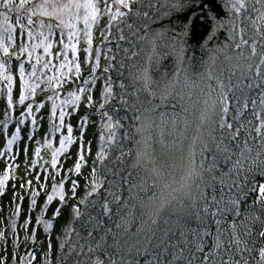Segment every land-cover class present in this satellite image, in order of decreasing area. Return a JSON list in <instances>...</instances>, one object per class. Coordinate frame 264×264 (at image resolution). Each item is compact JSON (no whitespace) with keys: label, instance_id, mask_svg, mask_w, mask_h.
<instances>
[{"label":"snow or ice","instance_id":"6c2138e0","mask_svg":"<svg viewBox=\"0 0 264 264\" xmlns=\"http://www.w3.org/2000/svg\"><path fill=\"white\" fill-rule=\"evenodd\" d=\"M187 6V0H0V99L6 97L0 134L6 135L14 120V131L0 151V158L13 161L0 174V197L10 180L23 179L20 191L11 185L14 208L7 227L0 219V248L7 253L11 243V264H36L45 244L41 264H264V0H224L228 18L216 21L209 39L224 31L226 40L196 65L185 63L180 34L169 37L162 23ZM113 43L115 48L107 47ZM117 54H122L118 64ZM169 54L174 70L159 72ZM129 67L137 68L135 74L129 71L133 85L140 84L131 95L140 102L138 94L145 92L149 104L157 100L153 113L161 107L170 111L159 114V123L153 117L136 128L141 138L132 167L138 171L125 173L106 164L105 146L115 142L120 126L112 115L116 109L109 107L116 99L110 73L116 70L123 77ZM101 81L97 111L106 120L101 147L85 179V195L72 204L68 225L55 236L53 255L62 209L76 200L80 187L71 174L82 175L90 155L82 142L89 116L79 123V137L66 117L76 114L82 102L95 107L94 91ZM14 83L19 89L15 100ZM68 84L75 87L62 98ZM119 88L125 89V83ZM46 102L50 115L41 142L35 135ZM120 102L127 104L123 95ZM13 111L19 112L15 118ZM26 124L21 178L16 175L20 165L14 163L20 149L13 154V145ZM64 129L66 135L54 147L52 137ZM154 129L171 163L148 167ZM32 141L37 146L29 161L27 142ZM73 145L78 148L74 167L61 176L60 158H67ZM42 150L50 151V159ZM33 172L34 178H28ZM26 198L27 215L18 223ZM54 202L58 206L48 217ZM38 230L43 233L39 242ZM29 244L35 247L29 250ZM0 264H9V257L0 255Z\"/></svg>","mask_w":264,"mask_h":264},{"label":"rangeland","instance_id":"374dc122","mask_svg":"<svg viewBox=\"0 0 264 264\" xmlns=\"http://www.w3.org/2000/svg\"><path fill=\"white\" fill-rule=\"evenodd\" d=\"M192 0H187V4L189 5V2ZM195 1L197 0H193ZM220 1V0H219ZM223 1V0H221ZM190 7V6H189ZM191 8V7H190ZM227 10V9H226ZM176 13V12H173ZM172 13V14H173ZM164 27H166L169 31L173 28L172 26L175 25H168V21H162ZM171 26V27H170ZM154 28H159L160 25L156 24L153 25ZM181 28V34L179 36V39L183 43V47L185 51L187 50L186 43H185V34L187 33V30L183 27ZM168 31V36L169 35ZM207 34L204 35V38ZM97 39L95 40V45L100 46V39H99V34L96 33ZM222 39V38H221ZM226 40V38H225ZM222 44L224 43L223 40H221ZM221 42H217L215 44V48L221 45ZM123 43V42H121ZM219 43V44H218ZM107 47H113L115 48V43L107 45ZM106 50V48H105ZM212 50V49H211ZM169 51V50H165ZM37 54H42V50H38ZM122 54H117L118 59L115 62L116 64L119 63V59ZM170 55V54H169ZM168 55V56H169ZM143 61V56L139 60H136L135 63L137 65H140ZM126 64H131V62L125 61ZM173 63V62H172ZM172 63L169 65V68H163L159 72H164L168 71L171 73V67ZM13 72L15 73L16 71V64H12ZM129 71H131L133 74L136 73L137 68H125L123 69V77H118L117 71L113 70L110 74L113 76L114 79V94L116 95V99L113 101H110L109 107H114L116 111L112 112V115L114 116V119H118L120 121V126L115 129L116 131V138L115 142L112 144L106 145V151H107V159H106V164L108 166L113 167L116 171H124L125 173L128 172V167L125 169L122 168L123 162L122 160H125V162H129L128 166L132 167L135 164V152H136V141L141 138L140 134L136 132V128L140 127L141 122L144 123H150L152 119V112L151 109L157 104L155 103L156 101L153 100L151 104H149L147 101L149 97L147 96V93L145 92H140L139 95V101L143 102L140 103L137 101V98L135 95H131V93L136 89L140 87L139 83H136L133 85L132 80L129 77ZM99 73V70H98ZM101 76L103 75L102 73H99ZM84 75H87V72L84 73ZM154 79H159V73L156 71H153L152 73ZM123 82L126 85L125 89H120L119 84ZM163 86V83H161V87ZM75 87V84H68L66 85L64 91L62 92V98L64 95H66V92L68 90H72ZM101 87H102V81L100 84L97 85L95 91H94V104L95 107H88L85 103H81L80 107L77 109L76 114L66 117V123H71L73 128H74V133L73 135L76 137L80 136V131H79V123L82 120L84 116H89L90 118V123L85 125V131L83 135V143L85 144L86 147L90 148V155L87 157L88 159V164L82 169V175L76 176L75 174H71L72 179H77L80 182V187L77 190V197L76 200H69V203L67 207L62 209V215L59 218V223L57 224L54 232V237H53V244H54V249L53 252L55 251V236H58L61 234V230L68 225L70 219H71V207L72 204L76 203L78 199L83 197L86 192L85 188V179L88 177L91 167H92V162L96 159V154L99 151L101 147V141L99 139V136L102 133V125L106 123V120H102L97 109L99 108V103L102 102V95H101ZM18 84L14 83V90H13V96L14 100L18 99ZM128 93V94H124ZM123 95L124 100L127 101V104L122 105L120 102V96ZM38 101L42 99V97L38 96L36 98ZM6 106V97L3 99H0V119H3V114H4V109ZM146 109L148 111H146ZM13 117L15 118L16 116L19 115L18 111H13L12 113ZM50 115V102H46V107L41 111V113L38 114L39 116L45 117V119L42 121V127L39 129V131L35 135V139L41 140L43 142V137L44 134L48 130V116ZM140 116V120H136L135 117ZM58 123V121H57ZM195 126V125H194ZM30 128V124H26L22 128L21 132V140L18 141L16 145H13V154L16 153L17 149H20V154L18 158L14 161L15 164H19L20 168L17 170L16 175L23 178L25 175V154L23 152V148L25 147L26 143V137L28 134ZM14 131V120L13 123L9 125L8 128V133L6 135L0 134V151H3L5 146H6V141L8 138H10L11 133ZM167 131V129H166ZM63 134L66 135V129L62 130V133H58L55 137H52L53 139V146L58 147V140L59 136ZM147 135V134H145ZM155 136V135H154ZM157 136V135H156ZM156 136L154 138H156ZM28 143V152H27V159L30 161L33 158L34 155V149L37 146L34 141L32 142H27ZM155 149H153L154 152ZM77 145H73L70 149V152L67 156L61 157L60 158V163L63 165V169L61 171V176L65 175L68 169H71L74 167L75 160L77 159ZM121 152L125 153L126 155L123 156L122 160L117 161V157L121 156ZM42 155L44 156L45 159H50V151H45L42 150ZM170 155H162V153H159V156L157 159L152 158V162L145 161L148 167H153L154 165L156 167H159L164 161H168L171 163L170 160ZM6 162L12 163L13 161L8 160L7 157L5 158H0V174H3V171L5 170L6 167ZM124 162V163H125ZM154 162V163H153ZM177 163H179V160H177ZM133 168V167H132ZM35 172H33L32 176L28 177L30 179L34 178ZM59 179V178H58ZM23 182V179L17 180V181H9L8 187L6 189V195L3 197H0V219L4 220V227H7L8 224V218L10 216V213L12 212L14 208V203L12 200L13 196V188H12V183H16L17 188L16 191H20L19 189V184ZM41 182H43V176H41ZM33 183L35 184V180L33 179ZM49 188L51 185V181L48 182ZM66 190L70 188V182L65 185ZM21 195H26L21 191ZM71 194L69 193V196ZM44 200V196L42 195L37 204V211H39L42 201ZM19 202V201H17ZM28 199L26 198L23 203H22V213L19 218L18 223H22L23 220L26 218L27 215V208H28ZM58 206L57 202H54L53 205L51 206L47 216L50 217L52 213V209ZM35 223V213H33V225ZM32 225H30L29 232L31 231ZM19 234L21 237H23L24 232L22 229H18ZM40 239H43V233L42 230H38L37 232V242H39ZM31 248L35 247V245L29 244ZM28 247L30 250L31 248ZM8 252L5 253L2 248H0V255H7L9 257V264H11V243L7 245ZM23 248V251H22ZM47 244H45V248L41 249L39 252V258H43V252L46 250ZM25 246L22 244L20 251H22L21 254L24 253Z\"/></svg>","mask_w":264,"mask_h":264},{"label":"trees","instance_id":"16d2710c","mask_svg":"<svg viewBox=\"0 0 264 264\" xmlns=\"http://www.w3.org/2000/svg\"><path fill=\"white\" fill-rule=\"evenodd\" d=\"M194 1L192 0L191 2H189V5L183 10V11H180V12H176V13H173L172 15H171V17L168 19V20H165V21H168L169 23H168V25H175V26H170L171 28H173V29H171L170 31H169V35L170 36H172L174 33H179V34H181V31H180V29L181 28H177V26H179V27H181L180 26V24H184V23H186V21H187V12L188 11H190L191 9H195V6H196V8L197 9H200V4L203 2V0H197V1H195V3H193ZM220 2L222 3V5H224V0L223 1H221L220 0ZM191 8H190V7ZM200 11H202L201 9H200ZM205 10H203L202 12H204ZM186 13V14H185ZM205 13V12H204ZM212 13V12H211ZM204 15V14H203ZM173 17H176L174 20L175 21H171L172 20V18ZM206 17V16H205ZM218 19L217 20H224V19H227L228 18V13H227V10H226V16L225 17H222L221 19L219 18V17H217ZM199 21H205V18L204 19H198ZM178 23H179V25H178ZM191 30L190 29H188V28H185L186 30H187V33L185 34V43H186V48H187V44H188V42H187V38L189 39V41H190V44L192 43V44H200L202 41H203V39L204 38H202V37H200V31H199V27H198V25L197 24H195V25H193V23L191 24ZM197 28V30L195 31L194 30V28ZM191 31V32H190ZM219 32H221V31H219ZM186 35H188L189 37H187L186 38ZM221 36L223 37V39H221V40H223V42H225V39L224 38H226V36H227V34L225 33V34H222L221 33ZM221 41H219V43H220ZM218 43V44H219ZM183 44V43H182ZM221 44H222V42H221ZM100 45H101V42H100ZM213 48H215V46L213 47ZM199 50H200V47H199ZM201 51V50H200ZM212 54V52H211V50H210V54H209V56ZM120 55V54H119ZM209 56H204L203 54H202V56L197 52V49H196V51H195V53H194V56H189V57H184L185 58V63L186 64H188V63H191V64H193V65H196V64H198V63H200L202 60L203 61H207L208 60V57ZM168 58V60H170V63L172 62V58H173V56L172 55H170L169 57H167ZM187 58V59H186ZM170 65V64H169ZM160 66H162L163 68H166L167 67V64H166V60H164L163 62H162V64L160 65ZM168 67H170V66H168ZM199 70L200 71H203L204 70V68H203V66H201L200 68H199ZM156 102L155 103H158V101L157 100H155ZM172 101H169V103H171ZM165 111H170V109H166V108H163V107H161V108H159L158 110H157V112H155V113H151L152 114V118L153 117H155L156 118V123H159V114L161 113V112H165ZM152 120V119H151ZM166 131V130H165ZM152 134H153V137H155L156 135V138H154V140H153V149H155L154 150V152H153V155H152V158H154V159H157L158 158V156H159V153L161 152V148H160V144L158 143V133H157V130H153V132H152ZM155 135V136H154ZM124 159V158H123ZM121 162H123V166H122V168H126V167H128V168H126V169H128V171H133V172H135V171H138L137 169H134V168H132V167H129L128 166V163L129 162H125V160H122ZM125 162V163H124ZM133 230H135L134 228H133ZM28 247H30V245H28ZM31 248V247H30ZM22 251H23V248H22ZM22 251H20L21 253H22ZM53 255H55V251L53 252ZM43 259V258H42ZM42 259H40L39 258V253H38V256H37V262H36V264H41V261H42Z\"/></svg>","mask_w":264,"mask_h":264},{"label":"flooded vegetation","instance_id":"af4514ba","mask_svg":"<svg viewBox=\"0 0 264 264\" xmlns=\"http://www.w3.org/2000/svg\"><path fill=\"white\" fill-rule=\"evenodd\" d=\"M205 12V13H204ZM204 12L200 11V9H197L196 6H195V9H193V11L191 13H188L186 16H187V21L186 23H182L180 24L181 27L184 26V28H188L191 30V24L194 22V20L196 19V17H198L197 19H204L205 18V21L206 23L208 24V26H210L209 28V31L207 33V35L205 36V38L203 39V41L200 43V44H190V41L187 37H189L188 35H186V38H187V50L185 51V57H191V56H194V53L197 49V52L202 56V54L205 56H209L210 54V50L213 49V47L215 46V44L219 41H221V32H217L216 35L210 40L209 37L212 36L213 34V31L215 29V25H216V21H217V16L211 11L210 9H206ZM204 14V15H203ZM206 16V17H205ZM213 17H215V19H213ZM176 17H173L171 21H175ZM221 19V18H220ZM179 25V23H178ZM177 28H179V26H177ZM191 32V31H190ZM199 47H200V50H199ZM170 56V55H169ZM168 56V57H169ZM187 59V58H186ZM166 60V64H167V68H169V64H171L172 62V66L171 67V71L174 70V57L171 59L172 62L170 63V60H168V58L165 59ZM163 69L162 66H159V71Z\"/></svg>","mask_w":264,"mask_h":264},{"label":"water","instance_id":"95a60500","mask_svg":"<svg viewBox=\"0 0 264 264\" xmlns=\"http://www.w3.org/2000/svg\"><path fill=\"white\" fill-rule=\"evenodd\" d=\"M205 4L209 5L210 11L215 13V15H217V17H224L225 16V8L219 0H203V2L199 5L200 9L203 8V10H206L207 7L204 8ZM191 12H192V10L188 11L187 14L191 13ZM197 18L198 17H196V19L194 20L193 25H195V24L198 25L199 31H200V37L204 38V35L208 33L210 26H208L206 21H199ZM194 30L196 31L197 28L195 27Z\"/></svg>","mask_w":264,"mask_h":264}]
</instances>
